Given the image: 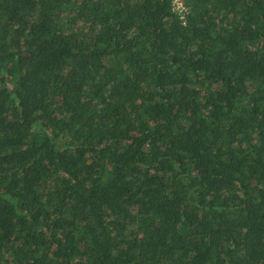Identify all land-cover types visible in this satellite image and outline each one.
I'll list each match as a JSON object with an SVG mask.
<instances>
[{
    "label": "trees",
    "instance_id": "obj_1",
    "mask_svg": "<svg viewBox=\"0 0 264 264\" xmlns=\"http://www.w3.org/2000/svg\"><path fill=\"white\" fill-rule=\"evenodd\" d=\"M0 0V264H264V0Z\"/></svg>",
    "mask_w": 264,
    "mask_h": 264
},
{
    "label": "built area",
    "instance_id": "obj_2",
    "mask_svg": "<svg viewBox=\"0 0 264 264\" xmlns=\"http://www.w3.org/2000/svg\"><path fill=\"white\" fill-rule=\"evenodd\" d=\"M171 10L179 16L180 20L185 19L188 14V9L185 7L182 0H170Z\"/></svg>",
    "mask_w": 264,
    "mask_h": 264
}]
</instances>
